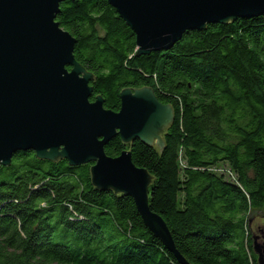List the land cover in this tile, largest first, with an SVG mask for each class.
I'll list each match as a JSON object with an SVG mask.
<instances>
[{"label":"trees","instance_id":"trees-1","mask_svg":"<svg viewBox=\"0 0 264 264\" xmlns=\"http://www.w3.org/2000/svg\"><path fill=\"white\" fill-rule=\"evenodd\" d=\"M57 21L94 74L93 99L118 111L124 88L148 86L173 107L163 150L120 136L105 150H131L153 175L151 208L188 264H257L249 218L264 212V14L188 31L140 56L108 0H65ZM220 164L236 179L215 172ZM91 166L18 151L0 168V264H182L132 196L92 185Z\"/></svg>","mask_w":264,"mask_h":264},{"label":"water","instance_id":"water-1","mask_svg":"<svg viewBox=\"0 0 264 264\" xmlns=\"http://www.w3.org/2000/svg\"><path fill=\"white\" fill-rule=\"evenodd\" d=\"M63 1L0 0V168L18 151L71 166L91 163L92 185L132 196L146 227L188 264L151 208L153 175L134 163L131 150L117 157L105 150L116 136L163 150L174 109L148 86L124 88L118 111L101 95L92 101L94 74L76 59L77 39L57 21ZM108 1L135 33L138 56L170 49L188 31L264 14V0ZM249 228L257 264H264V216L250 217Z\"/></svg>","mask_w":264,"mask_h":264},{"label":"rangeland","instance_id":"rangeland-1","mask_svg":"<svg viewBox=\"0 0 264 264\" xmlns=\"http://www.w3.org/2000/svg\"><path fill=\"white\" fill-rule=\"evenodd\" d=\"M213 170L217 173H219V175H225L227 176V178L229 180H234L236 179L235 176H234V172L231 170L230 166L229 165H226V164H220L219 166L217 167H214ZM264 215V212H258V213H253L252 215Z\"/></svg>","mask_w":264,"mask_h":264},{"label":"flooded vegetation","instance_id":"flooded-vegetation-1","mask_svg":"<svg viewBox=\"0 0 264 264\" xmlns=\"http://www.w3.org/2000/svg\"><path fill=\"white\" fill-rule=\"evenodd\" d=\"M92 101H94L95 99H93V97H92V99H91ZM121 107V106H120ZM120 109V108H119Z\"/></svg>","mask_w":264,"mask_h":264}]
</instances>
